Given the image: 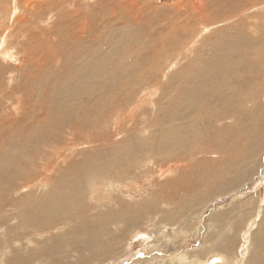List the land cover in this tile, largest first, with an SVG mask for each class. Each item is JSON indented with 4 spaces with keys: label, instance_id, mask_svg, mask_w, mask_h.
<instances>
[{
    "label": "rangeland",
    "instance_id": "rangeland-1",
    "mask_svg": "<svg viewBox=\"0 0 264 264\" xmlns=\"http://www.w3.org/2000/svg\"><path fill=\"white\" fill-rule=\"evenodd\" d=\"M244 40L254 80L210 135L219 80H185ZM263 73L264 0H0V264H264ZM188 131L193 177L166 157Z\"/></svg>",
    "mask_w": 264,
    "mask_h": 264
},
{
    "label": "bare ground",
    "instance_id": "bare-ground-1",
    "mask_svg": "<svg viewBox=\"0 0 264 264\" xmlns=\"http://www.w3.org/2000/svg\"><path fill=\"white\" fill-rule=\"evenodd\" d=\"M165 1H167V0H165ZM234 3H236V2H234ZM138 8L140 9V7H138ZM134 17H135V19H137V18H140L141 15L138 14V15H135ZM238 35H240V34L238 33ZM243 44L247 45V47H245V48L243 47L244 51L236 52L232 56V60L234 61V67H233V70L231 72L224 70V69H220V70H216V71H199L196 73V75L194 77H191L188 80H185V83H186L185 84V90L189 94L196 96L195 93L197 91H199L200 89H202L201 88L202 86L204 88H211L210 85L208 83H206L207 81H209L213 78L218 79L219 80V86L217 88V92H213L212 90H209L202 97L205 99H210L212 101L211 104L213 106H215V108L219 111V105H218L217 99H218V95L220 94L221 87L225 86V90H229L232 94L236 95V87L240 83H244V84L248 85V84H251L254 80V78H253L254 75H252V70L250 68V62L253 61V57L249 51L247 52V48L248 47L252 48V46H253L252 40H244ZM159 49H160V47H159ZM223 67L225 68V66H223ZM260 67H262V66H260ZM235 74H238V75H235ZM258 75H260V74H258ZM191 80H193V81L190 82ZM223 97L225 99L231 100L230 95H225ZM165 100L168 103L169 109H172L175 111V115L173 117L174 121H176L175 128L176 129H183L186 126L188 128V130L190 131V128H192V126H194L193 123L188 119V117L190 116V113H191L190 109L179 104V102L176 100V98L173 97L172 95L169 98H166ZM224 112H226V111H224ZM224 112L221 113L219 111V113L218 112L211 113L210 116L200 119L199 125L201 127H205V128L210 129V130L215 129L217 131V129H219V128L221 129L222 124H218V125H211V124L214 122H223L224 120L231 119L233 117L232 112H226V113H224ZM156 121H165V119L163 117L159 116L156 118ZM215 130L208 132V134L212 135L211 132H214ZM231 130H232V127L224 129V131H226V132H230ZM189 131L187 134L181 133L179 135H170L169 136V141H170L171 146L168 150H178L183 145H186V149L184 150V152L182 153L181 156H179V155L172 156V155L166 154V157H167V159L174 161L176 164L182 163V167H185V169H187L189 171L186 175L193 177L195 174H194V171L189 169V161H193L194 159H197L198 154H200L199 149L201 148V146L203 144H206L207 142H210V140L206 134L198 135V134H195V133L189 132ZM162 137H163V134L160 133L158 136H155L154 138L156 140H160ZM195 140H197L196 145L197 144L199 145V148L197 150L194 147V141ZM217 143L219 144L218 146L228 147V145H225V144L221 143L220 141H218ZM207 145H210V144H206L205 146H207ZM215 153H218V152H215ZM227 161H229L228 163L232 162L231 159H228ZM195 162H196V160H195ZM184 163H185V165H183ZM232 163L235 164V162H232ZM233 165L231 164V166H233ZM186 175L184 177H186ZM205 179H206V181L208 180V175L205 177ZM180 260H182V257ZM198 264H201V262Z\"/></svg>",
    "mask_w": 264,
    "mask_h": 264
}]
</instances>
